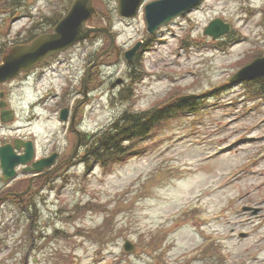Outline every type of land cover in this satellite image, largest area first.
Returning a JSON list of instances; mask_svg holds the SVG:
<instances>
[{
    "label": "rangeland",
    "instance_id": "obj_1",
    "mask_svg": "<svg viewBox=\"0 0 264 264\" xmlns=\"http://www.w3.org/2000/svg\"><path fill=\"white\" fill-rule=\"evenodd\" d=\"M96 1L105 15L115 5ZM1 3L0 51L24 39L33 22L60 4L29 0L27 12L19 14L15 1ZM262 17L264 0H205L149 42L131 77L133 65L120 51L145 43L143 15L132 21L109 16L119 54L89 71L86 99L83 78L101 41L72 47L51 66L1 86L15 118L0 123V144L10 139L3 133L21 127L20 136L34 137L40 156L71 150L75 136L69 120L60 123L58 114L62 108L71 112L81 99L75 122L85 135L106 129L124 109L145 111L182 95L199 96L203 113L171 122L146 152L111 170L69 166L49 186L35 189L29 216L16 200L0 205V264H20L27 251L28 264H221L223 248L228 264H264V247L250 250L264 236V219L241 211L242 206L264 210V98L246 94V83H227L245 64L264 57ZM215 18L232 25L234 43L220 46L202 35ZM122 92L127 99L121 100ZM153 177L156 185L145 198L138 196L141 184ZM120 202L133 204L116 212ZM99 230L110 236L95 241ZM239 232L247 236L240 238ZM154 236L160 241L156 248ZM220 237L225 239L218 242ZM125 240L133 243L134 254L123 253ZM210 242L218 246L213 258L202 255L212 251L206 248Z\"/></svg>",
    "mask_w": 264,
    "mask_h": 264
},
{
    "label": "water",
    "instance_id": "obj_2",
    "mask_svg": "<svg viewBox=\"0 0 264 264\" xmlns=\"http://www.w3.org/2000/svg\"><path fill=\"white\" fill-rule=\"evenodd\" d=\"M140 1L141 0H118L119 13L124 17H133ZM199 1L200 0H161L146 5L145 16L148 31L153 33L161 25L168 23L171 19L197 5ZM93 13L92 0H74L66 16L54 27L52 33L39 36L29 45L14 46L9 53L3 57L2 63L0 64V83L16 77L21 71H29L40 61L64 51L79 41L89 38L91 33L97 34L99 31H104L109 35L111 44L113 45V37L106 29H94L86 25ZM228 32V25H223L221 21L215 20L205 29L204 34L210 35L215 39ZM138 47L139 44L125 53V59L127 61L132 59ZM261 77H264V58L257 59L250 65L241 69L233 77L232 82ZM0 97H3L2 93ZM195 97L196 96L193 95L182 97L178 99V101H187ZM4 106L5 104L0 102L2 118L7 121L11 119V112L4 110ZM66 115L67 110L62 111L60 119L65 120ZM5 116H7V118H5ZM78 145L79 142L72 156H74ZM21 146L24 147V154L20 156L15 154L10 145L0 147V167L6 180L15 175V166L19 164L26 165L33 158L31 143H22ZM15 147L17 149L20 148L18 144H16ZM52 162V158L34 162L31 167L27 168V171L39 172L44 167L50 166ZM131 248L130 245H126L125 247L127 250Z\"/></svg>",
    "mask_w": 264,
    "mask_h": 264
},
{
    "label": "trees",
    "instance_id": "obj_3",
    "mask_svg": "<svg viewBox=\"0 0 264 264\" xmlns=\"http://www.w3.org/2000/svg\"><path fill=\"white\" fill-rule=\"evenodd\" d=\"M6 2L9 0H5ZM3 0L2 7L6 4ZM15 1L17 8H23L26 4V0H12ZM72 0H61L59 11L55 12L47 22V26L50 27L49 31L60 19L63 12H65ZM10 4H12L10 2ZM96 20V19H95ZM35 36V35H34ZM34 36L28 38V43L30 39ZM2 53H5L8 46L3 45ZM257 93L263 94V89L261 86L257 87ZM121 100H125L122 96ZM195 103L191 102L187 105L176 104L174 106L158 109V105L149 111L134 113L125 110L119 116L118 121L112 124V126L106 130L102 131L99 135L92 138L90 141H86L84 144V150L79 154L78 162H82L86 168H90L97 164L101 168L112 167L115 164L123 162L128 158L139 156L146 152L147 143L164 127L170 125L171 121L183 117L188 113H197L200 109L195 108ZM153 178L147 180L144 184H141L138 196H147L149 189L153 186ZM129 203H118L116 205L115 211L122 210ZM114 214V212H113ZM110 218L106 217L105 223L110 222ZM105 235L107 238L110 236V232L107 231H95L93 233V239L95 241H100L99 236ZM159 237L154 236L155 248L159 246L157 240ZM208 250H212L209 254L218 255V247L215 243L209 245Z\"/></svg>",
    "mask_w": 264,
    "mask_h": 264
},
{
    "label": "flooded vegetation",
    "instance_id": "obj_4",
    "mask_svg": "<svg viewBox=\"0 0 264 264\" xmlns=\"http://www.w3.org/2000/svg\"><path fill=\"white\" fill-rule=\"evenodd\" d=\"M59 165H64V161H63V159H60V154H57V158H56V162H55V164H54V166L52 167L53 169L56 167V169L57 168H59ZM21 171H22V169H21ZM61 171V170H60ZM50 174V172H47L44 176H42V177H37L36 178V180L37 179H42V185H45V183L51 178V176L52 175H49ZM32 176L31 175H24L23 176V178L26 180H30V178H31ZM35 180V181H36ZM32 191V190H31ZM13 193H15V192H8L7 193V196L8 197H10V198H13V196H12V194ZM30 193H32V192H30ZM28 194L29 193H27L25 196H24V198L22 199V200H27V198H28ZM31 197V196H30ZM264 210L263 209H260L259 210V212H257L255 215H253V214H251V216L253 217V218H258V219H264V212H263ZM245 213H248V212H245ZM250 214V213H249ZM241 234V233H240ZM239 234V235H240ZM246 234V236H247V233H245ZM244 234V235H245ZM239 237H245V236H239ZM259 247H264V236L261 238V239H259L258 240V242L256 241V243H255V245H253V247L250 249V250H260L259 249Z\"/></svg>",
    "mask_w": 264,
    "mask_h": 264
}]
</instances>
